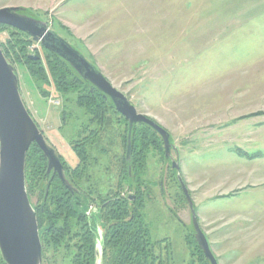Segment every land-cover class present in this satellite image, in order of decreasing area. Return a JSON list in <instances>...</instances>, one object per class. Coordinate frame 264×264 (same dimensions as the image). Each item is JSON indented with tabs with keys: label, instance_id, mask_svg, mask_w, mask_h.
Listing matches in <instances>:
<instances>
[{
	"label": "rangeland",
	"instance_id": "obj_1",
	"mask_svg": "<svg viewBox=\"0 0 264 264\" xmlns=\"http://www.w3.org/2000/svg\"><path fill=\"white\" fill-rule=\"evenodd\" d=\"M5 6L46 22L170 134L166 159L160 136L136 124L155 141L132 134L126 162L128 126L112 103L84 82L105 102L57 91L46 70L52 53L36 42L18 52L26 37L0 25L20 97L78 192L140 204L155 264H210L179 174L217 264H264V0H0ZM24 54L37 57L47 81L30 74ZM46 170L27 193L35 212L53 208L45 201L55 174ZM82 199L70 195L59 243L42 241L45 221L38 227L42 264H73L86 233Z\"/></svg>",
	"mask_w": 264,
	"mask_h": 264
},
{
	"label": "water",
	"instance_id": "obj_2",
	"mask_svg": "<svg viewBox=\"0 0 264 264\" xmlns=\"http://www.w3.org/2000/svg\"><path fill=\"white\" fill-rule=\"evenodd\" d=\"M20 6L0 8V25H6L27 34L33 42L64 61L82 80L93 86L101 96L109 100L114 109L127 122L125 161L132 152V134L138 123L153 129L161 138L165 158L170 157V134L155 121L138 113L127 97L114 88L103 74L70 43L48 28L46 22L27 15ZM37 59V57H34ZM36 144L46 160L47 170L56 174L62 185L71 193L77 188L67 178L55 149L47 142L26 109L19 93L18 78L14 67L0 48V257L4 264H42V246L36 212L31 205L25 183V158L31 144ZM172 169L179 170L172 159ZM130 172V165H128ZM178 183L190 207L194 238L203 256L210 264L217 261L207 239L199 227L193 210V202L180 175ZM130 199H134L130 196ZM93 264H102L101 242L95 241Z\"/></svg>",
	"mask_w": 264,
	"mask_h": 264
},
{
	"label": "trees",
	"instance_id": "obj_3",
	"mask_svg": "<svg viewBox=\"0 0 264 264\" xmlns=\"http://www.w3.org/2000/svg\"><path fill=\"white\" fill-rule=\"evenodd\" d=\"M1 26L3 28L9 27L5 25ZM10 28L11 27H9V29ZM11 30L15 32L13 35L24 34V37H26L25 40L18 39V41H16L18 42L16 44L20 43L18 52L22 53L27 44L33 43L32 40L28 39L25 33L18 32V30L14 28H11ZM9 42L11 43V41ZM1 48L4 56L9 60L5 47L1 45ZM18 52H14L16 58L20 57V55L16 54ZM23 57L26 59L25 63L28 66L30 74L39 76V78L47 81L46 72L40 62L36 59L34 61L27 60L28 57L26 54H24ZM46 68L57 91L62 93L79 91L80 94L84 95L86 99L85 102L93 105H95V103L105 102L96 91H91L87 86H84L82 80L57 56L51 55L50 60L46 62ZM146 127L134 128L133 137L135 142L139 140V137L140 144H143L148 139L149 141H155L156 135ZM134 147L137 148L136 144ZM142 148L144 147L142 146ZM33 153H38L39 155L35 160H33L32 157ZM45 168L46 160L36 148V144H31L25 159V183L27 193L29 189L34 186L35 182H37V179L44 175ZM65 169L68 171L67 168ZM51 186L52 189L48 193L45 204L48 206L49 202L53 208L36 210V219L38 227H41L43 221L46 223L42 241L46 244H57L64 238L66 232L68 233L69 227L67 219L69 216L66 215L65 212H68L66 207L70 205V194L56 175L51 182ZM131 203V206H129L126 199H118L114 208L107 212L110 216L117 215L119 219L116 225V231L114 232V238L111 239L110 242L114 243L109 247V252L105 253L103 264H155L154 260L156 257L153 256L155 244L150 241L149 232L145 225H143L142 215L137 209L140 204L136 203L134 205V201ZM130 217H132V219L126 221V219ZM61 220L62 224L59 225ZM91 238L92 237L88 234L83 235L81 244L78 246L77 254L72 260L73 264H93L94 258ZM0 264L4 263L0 260Z\"/></svg>",
	"mask_w": 264,
	"mask_h": 264
},
{
	"label": "flooded vegetation",
	"instance_id": "obj_4",
	"mask_svg": "<svg viewBox=\"0 0 264 264\" xmlns=\"http://www.w3.org/2000/svg\"><path fill=\"white\" fill-rule=\"evenodd\" d=\"M56 175V174H55ZM68 191V190H67ZM80 191V190H79ZM69 192V191H68ZM80 193V194H78ZM70 195H72L69 192ZM83 196L84 199L80 201V207L84 209L83 221L84 228L86 230L85 235H89L92 238V250L94 254L95 241L99 240L101 242L102 250V264L104 261L105 253L109 252V247L112 246L111 239L114 238V232L116 231V225L119 217L117 215H109L107 212L114 208V205L118 201V197H112L104 200H98V198H91L84 192H75L73 196ZM130 198V196L128 197ZM133 200V199H132ZM132 202V201H130ZM130 217L128 220H131ZM127 221V219H126ZM94 258V257H93ZM94 261V260H93Z\"/></svg>",
	"mask_w": 264,
	"mask_h": 264
}]
</instances>
